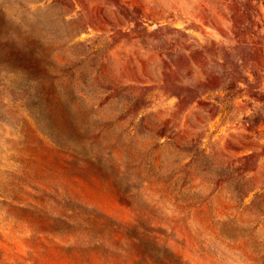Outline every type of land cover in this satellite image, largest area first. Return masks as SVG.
I'll use <instances>...</instances> for the list:
<instances>
[{
    "label": "rangeland",
    "instance_id": "374dc122",
    "mask_svg": "<svg viewBox=\"0 0 264 264\" xmlns=\"http://www.w3.org/2000/svg\"><path fill=\"white\" fill-rule=\"evenodd\" d=\"M0 41V264H264V0H0Z\"/></svg>",
    "mask_w": 264,
    "mask_h": 264
},
{
    "label": "trees",
    "instance_id": "16d2710c",
    "mask_svg": "<svg viewBox=\"0 0 264 264\" xmlns=\"http://www.w3.org/2000/svg\"><path fill=\"white\" fill-rule=\"evenodd\" d=\"M1 44H2V41H0V45ZM220 89L225 90L226 91V95H231V96L243 91V88H240L238 85L222 87ZM246 92L248 93L249 96H255V93L253 91H251V90H247Z\"/></svg>",
    "mask_w": 264,
    "mask_h": 264
}]
</instances>
